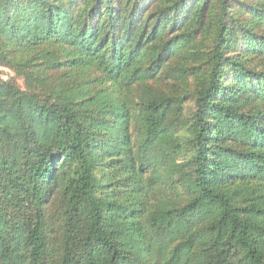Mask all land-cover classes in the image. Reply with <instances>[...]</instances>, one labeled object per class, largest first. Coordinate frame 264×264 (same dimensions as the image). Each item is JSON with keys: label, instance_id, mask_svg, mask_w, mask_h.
Returning a JSON list of instances; mask_svg holds the SVG:
<instances>
[{"label": "trees", "instance_id": "trees-1", "mask_svg": "<svg viewBox=\"0 0 264 264\" xmlns=\"http://www.w3.org/2000/svg\"><path fill=\"white\" fill-rule=\"evenodd\" d=\"M0 66V264H264V0H0Z\"/></svg>", "mask_w": 264, "mask_h": 264}, {"label": "rangeland", "instance_id": "rangeland-1", "mask_svg": "<svg viewBox=\"0 0 264 264\" xmlns=\"http://www.w3.org/2000/svg\"><path fill=\"white\" fill-rule=\"evenodd\" d=\"M7 80H13L20 88L24 89V81L21 77L17 76L14 71H12L9 68H6L4 66H0V82L1 81H7ZM194 107V99L189 96L186 103L187 113L191 112ZM58 207V206H57ZM54 207L49 210V214L53 215L58 208Z\"/></svg>", "mask_w": 264, "mask_h": 264}]
</instances>
